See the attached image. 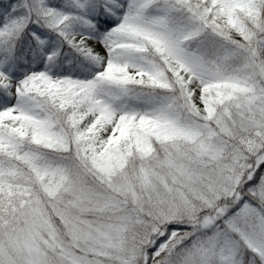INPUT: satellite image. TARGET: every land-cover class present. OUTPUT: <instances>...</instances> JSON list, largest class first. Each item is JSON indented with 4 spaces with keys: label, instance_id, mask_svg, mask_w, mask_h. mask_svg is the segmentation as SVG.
<instances>
[{
    "label": "snow or ice",
    "instance_id": "6c2138e0",
    "mask_svg": "<svg viewBox=\"0 0 264 264\" xmlns=\"http://www.w3.org/2000/svg\"><path fill=\"white\" fill-rule=\"evenodd\" d=\"M0 264H264V0H0Z\"/></svg>",
    "mask_w": 264,
    "mask_h": 264
}]
</instances>
